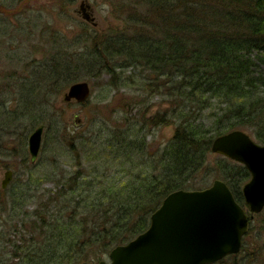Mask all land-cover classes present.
Wrapping results in <instances>:
<instances>
[{
    "label": "trees",
    "instance_id": "16d2710c",
    "mask_svg": "<svg viewBox=\"0 0 264 264\" xmlns=\"http://www.w3.org/2000/svg\"><path fill=\"white\" fill-rule=\"evenodd\" d=\"M7 1L16 6L40 0ZM115 2L116 26L99 32L84 25L81 35L72 39L50 32L39 66L44 73L39 71L40 84L51 90L39 94H61L79 79L104 74L109 86L119 89L120 83L135 82L116 73L130 67L143 82L138 86L159 93L165 106L151 112L143 100L130 99L138 113L115 121L87 142L62 130L74 171L60 170L54 189L36 187L29 198L46 201L32 212L16 214L29 199L23 186L34 182L36 163L23 158L26 181L17 174L9 188L0 191V220L6 212L16 218L5 235L7 225L0 224V264L102 261L113 247L149 227L151 214L167 195L204 189L210 178L226 183L236 203L246 208L242 187L250 180L248 170L219 156L213 168L208 156L213 139L233 130L249 132L264 146V0ZM6 4L0 3L4 15ZM53 80L63 84L56 90ZM207 111L212 119L208 127ZM170 127V137L158 141L157 130ZM95 151L99 154L89 169L84 162ZM113 162L129 167V178H110ZM255 222H250L239 254L215 264H264V216Z\"/></svg>",
    "mask_w": 264,
    "mask_h": 264
},
{
    "label": "rangeland",
    "instance_id": "374dc122",
    "mask_svg": "<svg viewBox=\"0 0 264 264\" xmlns=\"http://www.w3.org/2000/svg\"><path fill=\"white\" fill-rule=\"evenodd\" d=\"M6 2L8 3L7 0H0V3L6 4ZM81 2H84L83 8L90 14V18H93L92 22L96 24L93 26L94 31L100 32L107 27L116 26L117 19L114 9L118 6L115 0H113V4L110 0H77L73 4H68L65 0H40L37 3H18L16 6L6 4L8 14L0 13V162H2L0 168L12 165L13 169H16L15 171L21 176L23 175L25 180L26 175L24 174L27 172L22 168V160L24 157L29 159L28 136L38 126H45L41 150L37 156L35 170H33L34 182L23 186L25 198L33 195L36 187L46 191L54 189L55 181L59 179L60 170L74 171L72 156L69 154L66 140L62 137V130L71 138L77 137L87 142V139L92 140L91 137L97 135L98 131L106 129L115 121L134 117L139 108L138 106L133 107L130 99L143 100L146 107L149 105L151 112L156 111L158 106H165V99L159 93L146 92L140 88L142 85L138 86L143 82L137 76V71L130 67L125 71L118 69L116 73H120L122 77L131 76L135 82L120 83L119 89L109 86V77L106 74L75 81H87L90 85L91 96L83 105L75 101L63 103L62 98L65 90L61 94L52 91L50 96L39 94L41 90L44 91L43 89L51 90L48 84H46V88L40 84L41 72H44L39 68L45 57L43 50L48 48L47 39L50 38V32L67 35L69 39H72L81 35L84 25L92 27V22L88 23L82 19ZM78 47L83 50L81 44H78ZM32 60H35L36 63H32ZM260 70L264 72V63L260 65ZM52 84L53 87H57V90L63 81L53 80ZM53 87L52 89H54ZM123 110L131 111V113L126 115ZM204 122L207 123V127L212 122V119L208 117V111L204 115ZM172 131L171 127L155 131L157 140L165 141L170 137ZM244 132L256 142L249 132ZM9 146L12 148L11 150H9ZM89 149L93 150L94 148ZM98 154V151L89 153L90 160L84 162V166L89 169L94 166L95 162L92 159ZM218 156L222 157L215 153L208 156V164L211 167H215ZM112 164L110 178L119 179V181L122 178H129L127 175L129 167L120 162ZM101 168H105V166H101ZM1 169L0 182L4 173ZM208 180L205 188L211 186L215 181L213 178ZM45 201L46 199L29 198L24 202L26 207L16 209V214H21L24 211L32 212L37 204ZM19 203L21 204L23 201ZM263 212L264 208L263 211L253 216L251 223L255 221L258 223L259 219L264 216ZM2 218L0 224L7 225V228L2 232L5 235L10 227L8 225L12 224V218H15V213L9 216V213L6 212ZM262 241H264V235H262L261 243ZM2 245L3 243H0V249H2ZM105 258L106 256L103 259Z\"/></svg>",
    "mask_w": 264,
    "mask_h": 264
},
{
    "label": "water",
    "instance_id": "95a60500",
    "mask_svg": "<svg viewBox=\"0 0 264 264\" xmlns=\"http://www.w3.org/2000/svg\"><path fill=\"white\" fill-rule=\"evenodd\" d=\"M82 19L91 23L85 12ZM92 26H96L92 22ZM91 96L87 81L74 82L63 92V103L85 104ZM45 126L28 136L32 164L41 150ZM211 153L226 157L246 168L250 180L242 187L243 209L233 198L226 183L215 179L203 190H175L153 211L149 227L133 240L113 247L105 259L95 264H215L229 255L239 254L250 222L264 208V146L247 133L233 130L215 137ZM4 173L2 189L11 181Z\"/></svg>",
    "mask_w": 264,
    "mask_h": 264
},
{
    "label": "flooded vegetation",
    "instance_id": "af4514ba",
    "mask_svg": "<svg viewBox=\"0 0 264 264\" xmlns=\"http://www.w3.org/2000/svg\"><path fill=\"white\" fill-rule=\"evenodd\" d=\"M82 12H83V10H82ZM86 12V11H85ZM7 149V148H6ZM12 148H10V146H9V150H11ZM28 155H29V153H28ZM25 158V157H24ZM26 160H28L29 161V163L31 164V165H35V163L34 164H32L31 163V161H30V158L29 159H27V158H25ZM1 163L2 162H0V165H1ZM12 167V165H10V166H8V165H5L4 166V168L3 169H1V170H3V172L5 173V172H7V171H10L11 172V181L8 183V185L5 187V189H7V188H9V186L15 181V179L17 178V172L15 171L16 169H13V167ZM4 173H3V175H2V179H1V182H0V191H5V189H2L1 188V186H2V182H3V178H4Z\"/></svg>",
    "mask_w": 264,
    "mask_h": 264
},
{
    "label": "bare ground",
    "instance_id": "6f19581e",
    "mask_svg": "<svg viewBox=\"0 0 264 264\" xmlns=\"http://www.w3.org/2000/svg\"><path fill=\"white\" fill-rule=\"evenodd\" d=\"M218 137V136H217Z\"/></svg>",
    "mask_w": 264,
    "mask_h": 264
}]
</instances>
